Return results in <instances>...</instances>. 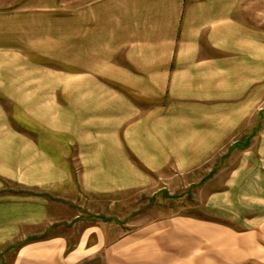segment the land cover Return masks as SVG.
<instances>
[{"label":"crops","instance_id":"0c3cea01","mask_svg":"<svg viewBox=\"0 0 264 264\" xmlns=\"http://www.w3.org/2000/svg\"><path fill=\"white\" fill-rule=\"evenodd\" d=\"M257 17L241 0H0V264H264ZM213 157L228 170L193 213L123 212L151 185L141 166Z\"/></svg>","mask_w":264,"mask_h":264},{"label":"rangeland","instance_id":"374dc122","mask_svg":"<svg viewBox=\"0 0 264 264\" xmlns=\"http://www.w3.org/2000/svg\"><path fill=\"white\" fill-rule=\"evenodd\" d=\"M241 2L253 5L255 15L261 21L264 15V0H241ZM229 144L221 152L222 160L225 161L229 151ZM136 161L134 157H131ZM142 170L150 178L151 185L137 192L126 193L123 212L131 215L135 211H153L157 216L177 215L193 213V208L199 204L208 191L219 185L226 175L228 167L216 169L214 157L210 158L204 166L181 173L172 166L158 172L151 171L143 166Z\"/></svg>","mask_w":264,"mask_h":264}]
</instances>
